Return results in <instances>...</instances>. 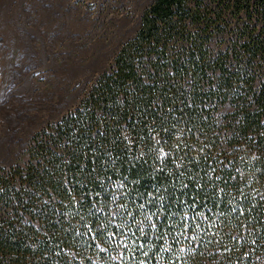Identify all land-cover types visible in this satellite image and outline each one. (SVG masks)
<instances>
[{"label":"trees","instance_id":"trees-1","mask_svg":"<svg viewBox=\"0 0 264 264\" xmlns=\"http://www.w3.org/2000/svg\"><path fill=\"white\" fill-rule=\"evenodd\" d=\"M25 155L0 264H264V0H152Z\"/></svg>","mask_w":264,"mask_h":264},{"label":"rangeland","instance_id":"rangeland-1","mask_svg":"<svg viewBox=\"0 0 264 264\" xmlns=\"http://www.w3.org/2000/svg\"><path fill=\"white\" fill-rule=\"evenodd\" d=\"M152 0H0V165L77 106Z\"/></svg>","mask_w":264,"mask_h":264}]
</instances>
